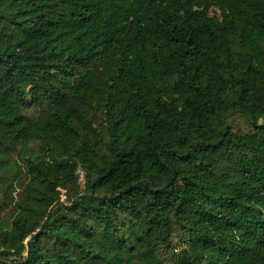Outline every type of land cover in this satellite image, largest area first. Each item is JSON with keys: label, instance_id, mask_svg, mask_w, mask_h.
I'll return each mask as SVG.
<instances>
[{"label": "trees", "instance_id": "1", "mask_svg": "<svg viewBox=\"0 0 264 264\" xmlns=\"http://www.w3.org/2000/svg\"><path fill=\"white\" fill-rule=\"evenodd\" d=\"M0 264H264V0H0Z\"/></svg>", "mask_w": 264, "mask_h": 264}, {"label": "rangeland", "instance_id": "2", "mask_svg": "<svg viewBox=\"0 0 264 264\" xmlns=\"http://www.w3.org/2000/svg\"><path fill=\"white\" fill-rule=\"evenodd\" d=\"M209 15L212 17H219L220 14L219 12L216 10V9H211L209 11ZM232 127H233V130L236 131L237 133H240V132H246L247 131V124L245 122V120L242 118V117H236L234 120H233V123H232ZM174 242H177V240L175 239Z\"/></svg>", "mask_w": 264, "mask_h": 264}]
</instances>
